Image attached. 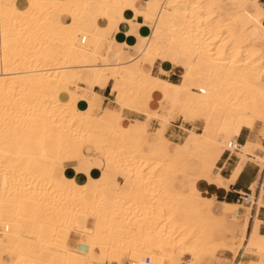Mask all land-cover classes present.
I'll return each mask as SVG.
<instances>
[{"label":"bare ground","instance_id":"1","mask_svg":"<svg viewBox=\"0 0 264 264\" xmlns=\"http://www.w3.org/2000/svg\"><path fill=\"white\" fill-rule=\"evenodd\" d=\"M124 1L0 0V264H121L124 253L131 264L146 258L149 264H198L246 241L247 227L235 219L238 207L216 215L213 201L189 193V183L221 186L215 169L221 153L239 149L233 137L264 116V48L254 49L264 47V34L246 35L252 26L264 33V10L243 15L242 5L251 0H151L142 11L132 6L134 18L142 12L152 21V33L140 39L129 62H111L105 36L124 20L123 5L114 17ZM58 14L70 21H54ZM90 15L100 21L93 31L85 28ZM168 57L178 65L180 84L151 75L157 59L170 65ZM105 81L121 97L116 108L96 103L93 88ZM125 109L153 110L163 127L165 116L192 123L208 113L203 133L188 131L171 150L163 134L149 135L148 118L128 122ZM189 158L200 169L193 179L183 161ZM64 163H76L73 171L85 181L68 178ZM85 163L102 165L100 174H89ZM111 172L125 178L122 188ZM177 173L188 185L174 183ZM249 200L245 208L256 203L253 194ZM72 237L75 245L68 248ZM246 242L244 250L264 264V236L255 228Z\"/></svg>","mask_w":264,"mask_h":264},{"label":"crops","instance_id":"2","mask_svg":"<svg viewBox=\"0 0 264 264\" xmlns=\"http://www.w3.org/2000/svg\"><path fill=\"white\" fill-rule=\"evenodd\" d=\"M150 2L151 0H125L123 3H120V5L115 10L114 17L119 18L121 16V5L127 8V11L124 14V20L120 21V23L117 24L116 30L114 31L115 33L112 32L110 35L105 36L108 37V41L106 40L107 42H104V46L111 43V45H109L110 47L105 46L110 50L109 52H107L111 62H114L116 58L122 59L123 63L129 62L131 58H133L136 54L140 39L151 35L152 21L144 20L143 18L146 14L143 15L142 12H137L135 14L136 18H134V14L130 9L132 6H135L141 11L144 9L146 10ZM151 6L152 5L150 4V7ZM227 6H231V11L236 9V5H233L231 3H227ZM238 6H240V4ZM242 6L241 7L243 8V15L253 16V14L257 11L264 10V0H251V2L249 1ZM96 18L98 17L95 15L89 16V21L87 24H85V28L87 30L93 31V27L100 24L99 19ZM53 19L56 22L61 21L64 23H68L70 21L69 18L65 15H54ZM262 22H264V17L261 18V25L262 27H264V23ZM106 25L107 27H109L108 24ZM257 27L258 26H252L246 29V35L249 39H257L262 34H264L262 33V30L259 27L258 28L260 30H258ZM112 39L114 40L113 42ZM105 47L104 49L106 50ZM164 49V51L167 52L168 49L166 48V46ZM105 50L103 52L104 54L107 53H105ZM168 58L170 59L169 66H164L163 61L161 59H157L151 69V75L153 77L168 81L172 84H180L182 82V78L180 76L179 70L177 69L178 65L175 62L171 61L170 57ZM89 61L92 63L94 60L92 58ZM84 80L89 81L90 77L88 75H85ZM112 85V81H105L100 82L93 88V92L98 94L99 96V100H97L96 103L101 109L107 106H116L115 101L118 100V95L116 93H112ZM154 98L155 100H157L156 97ZM88 99H92L91 94H88ZM156 106L157 102L154 103L153 107L155 108ZM122 115L128 122L138 120L139 122L144 123L146 121L145 114H137L127 109L122 110ZM157 121L158 120L155 119L150 120L148 131L151 134H154L160 127V130L157 134L159 136L162 129L159 121ZM202 124V121H196L192 124L185 123L183 119L179 117L174 122H170L163 135L173 144H182V142L185 141V139L189 135L188 131L196 130L195 132H198L201 130ZM233 142L237 144L239 149L235 150L234 152L224 150L215 164V169L219 172L220 177L224 180L222 185L218 186L216 184H210L208 182H200L198 188L203 195L211 197L210 200L213 201L212 211L216 215H222L225 212V206L238 207L237 217L235 218L236 223L239 224L238 226L241 229L243 227H247L244 231V238L247 241L253 235V231L255 228L258 235L264 236V165H260V163L258 162L259 157V160L264 159V116H262L261 122L255 123L253 130L242 128L239 133L233 137ZM255 144H259L261 148L255 147ZM246 145H251L254 148H250L249 151L245 153L244 151L240 150V148L246 147ZM86 151H88V149ZM75 165L76 163L63 164L68 178H74L77 182H84L86 178L85 175H76V172L73 171ZM80 165H82L81 162H79V166ZM83 165L89 172V174L93 176H98L100 174V170L103 167L102 165H100L99 167L97 166L98 168H86L88 164L85 163ZM114 181L119 188H122L124 182L123 177L115 176ZM113 187L114 186L112 185V189H114ZM247 194H253L256 203L250 208L240 209V207L243 205L241 198H243V196ZM245 210H250L249 214L246 213ZM240 228L236 230L237 236H240L242 234ZM74 245L75 239L72 237L68 241V246L73 247ZM239 259L243 264H258L260 261H252L250 259V256L243 255H241ZM240 262L238 260L236 264H239Z\"/></svg>","mask_w":264,"mask_h":264},{"label":"rangeland","instance_id":"3","mask_svg":"<svg viewBox=\"0 0 264 264\" xmlns=\"http://www.w3.org/2000/svg\"><path fill=\"white\" fill-rule=\"evenodd\" d=\"M3 2V1H2ZM62 2H64V1H62ZM229 9H232L231 8V6H229L228 7ZM61 10H64V8L62 9L61 8ZM59 13V12H58ZM59 15V14H58ZM246 45H248V43L247 42H241V44H240V46L241 47H244V46H246ZM262 48H264V47H262V45L261 44H258L254 49L255 50H262ZM184 65V64H183ZM181 80V79H180ZM216 82V81H215ZM118 100H121V97H119L118 96ZM102 102V101H101ZM107 107H112V106H107ZM112 108H116V106L115 107H112ZM99 110V109H98ZM153 111V110H152ZM148 112V114L146 113H141V114H145L146 115V121L145 122H147L148 121V119H149V121L147 122V127H146V130H147V132H148V126H149V122H150V120H152V119H154L153 117L155 116V115H157V114H155V113H153V112ZM97 113H99V111H97ZM207 113H208V111H206V113H204V114H199V115H197L196 117H195V119H193L194 121H192V123H195L196 121H202V127H201V130L200 131H198V132H195L196 130H193L195 133H197V134H201V133H203V130H204V126H205V119H206V115H207ZM215 113L216 112H213V115H215ZM158 115H160V116H165V114H163V113H158ZM148 118V119H147ZM165 118L166 119H168L169 120V124H170V122H172L169 118H168V116H165ZM158 122V121H157ZM258 122H261V120H259ZM191 123V124H192ZM257 123V122H256ZM169 124H167L165 127H163V126H161V132H160V134L159 135H161V134H164V131H165V129L167 128V126L169 125ZM159 130H160V127L156 130V132L154 133V134H151L150 132H148L149 133V135L150 136H152L154 139H156V138H158V132H159ZM221 129L220 128H218L217 129V131H216V133L217 134H219V133H221ZM157 135V136H156ZM108 136L107 135H103V136H100V139L102 140V141H104L106 138H107ZM104 139V140H103ZM184 142V141H183ZM182 142V143H183ZM181 144V143H180ZM175 145L176 144H173V143H171V150H174V148H175ZM192 159L193 158H189V159H184L183 161L184 162H186L187 163V167H188V173L190 174V177H191V179H193L194 178V175L196 174V175H198L197 173H199L200 172V169H199V167L197 166V165H195L194 164V160L192 161ZM190 161V162H189ZM199 169V170H198ZM193 173V176L191 175V173ZM197 172V173H196ZM111 174H112V172H111ZM114 174V175H113ZM112 175H111V178H112V180H114V177L115 176H121V177H123L121 174H116V173H113ZM195 175V176H196ZM193 177V178H192ZM210 178H212V176H210ZM124 177H123V181H124ZM174 183L176 184V185H181V184H183V183H186L187 185H188V179H186L185 177H183V176H181L179 173H177L176 174V176H175V178H174ZM115 182V181H114ZM209 183V182H208ZM123 184H124V182H123ZM199 184H200V182L199 181H195V183L193 182L192 184H190L189 183V185L191 186L190 187V190H189V193H192V192H194V193H192V194H195L196 196H199L200 198H201V201H203V202H207V200L209 201L210 200V198L211 197H207V196H205V195H203L202 193H201V191L199 190V188H198V186H199ZM192 185H194L193 187H192ZM112 186V184L110 185V187ZM121 188V187H120ZM194 189V191H193V189ZM111 190H113L112 189V187H111ZM196 190V191H195ZM188 192V191H187ZM245 209V205L243 206H241L240 207V209ZM246 211V213H248L249 214V211L250 210H245ZM61 230H59V232H60ZM226 237H231V235L229 234V233H227L226 235H225ZM238 244H240V243H238L237 242V245L236 244H234L235 245V247L237 248V247H240V248H233L234 247V245H232V248L234 249H232L231 248V250H232V253H230V252H226V251H218V253L216 254L217 256H215V257H217V258H214L213 260H211V259H203L200 263H198V264H236L237 263V261L239 260V262H240V259H239V257H240V255H241V253H242V255L243 256H250V259L252 260V261H255V262H258L260 259L257 257V256H255V255H253V254H251L252 252H249V250H244V246H245V244H247V242L246 241H244V242H242L240 245L241 246H239ZM68 248H71V247H69L68 246V244L66 245ZM5 249H6V247H5ZM239 249V250H238ZM5 251V250H4ZM234 251H236V253L234 252ZM234 252V253H233ZM250 253V254H249ZM4 255V254H3ZM2 255V259H4L3 261H5V262H7L8 260H7V258L6 257H4ZM120 259V262H121V264H129V262H130V260H129V257H128V254H122L120 257H119ZM185 258L186 259H188L189 258V256H185ZM123 262V263H122ZM104 264H117V261L116 262H106V263H104ZM239 264H243V263H239Z\"/></svg>","mask_w":264,"mask_h":264},{"label":"built area","instance_id":"4","mask_svg":"<svg viewBox=\"0 0 264 264\" xmlns=\"http://www.w3.org/2000/svg\"><path fill=\"white\" fill-rule=\"evenodd\" d=\"M250 195L251 194H247V195H244L243 198H241V201H242L243 204H251V202L249 200ZM241 255H242V253H241ZM129 264H131V263H129ZM145 264H149V259L148 258L145 259Z\"/></svg>","mask_w":264,"mask_h":264}]
</instances>
